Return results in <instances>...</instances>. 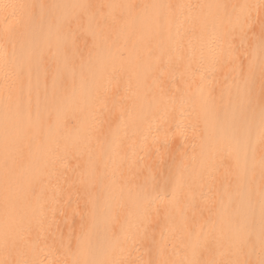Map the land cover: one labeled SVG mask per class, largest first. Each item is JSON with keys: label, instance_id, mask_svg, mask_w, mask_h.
<instances>
[{"label": "bare ground", "instance_id": "bare-ground-1", "mask_svg": "<svg viewBox=\"0 0 264 264\" xmlns=\"http://www.w3.org/2000/svg\"><path fill=\"white\" fill-rule=\"evenodd\" d=\"M0 264H264V0H0Z\"/></svg>", "mask_w": 264, "mask_h": 264}]
</instances>
